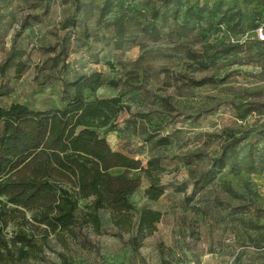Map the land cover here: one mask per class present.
Here are the masks:
<instances>
[{
    "label": "rangeland",
    "instance_id": "obj_1",
    "mask_svg": "<svg viewBox=\"0 0 264 264\" xmlns=\"http://www.w3.org/2000/svg\"><path fill=\"white\" fill-rule=\"evenodd\" d=\"M120 16L132 24L117 46ZM263 19L264 0H0L1 104L60 107L70 82L100 72L85 98L120 96L127 109L99 134L143 165L155 158L165 188L150 200L138 173L130 230L101 210L99 228L83 223L22 264H264V42L253 33ZM223 151L225 167L196 186ZM143 208L161 218L134 240Z\"/></svg>",
    "mask_w": 264,
    "mask_h": 264
},
{
    "label": "trees",
    "instance_id": "obj_2",
    "mask_svg": "<svg viewBox=\"0 0 264 264\" xmlns=\"http://www.w3.org/2000/svg\"><path fill=\"white\" fill-rule=\"evenodd\" d=\"M131 24L121 16L113 21L115 45H121ZM138 25L148 31L147 24ZM153 32L160 31L153 28ZM202 54L193 52L191 58L199 61ZM16 56L13 52L10 57ZM4 73L5 65L0 64V76ZM103 84L100 72L81 76L69 83L74 92L60 107L46 110L21 102L8 106L0 102V264L39 260L52 249L53 241L65 247L81 224L100 227L101 210L109 212L114 226L130 230L134 215L129 198L141 185L138 173L149 181L145 195L150 200L164 194L159 182L162 168L155 158L143 165L140 159L112 149L99 134V129L112 127L119 113L127 109L120 96L85 98V90L95 92ZM6 94L0 88V99ZM159 142L166 144L167 138H159ZM224 158V151L213 158L195 185L224 168ZM87 198H92L89 210L82 211L79 201ZM160 218V211L143 208L133 239L152 233Z\"/></svg>",
    "mask_w": 264,
    "mask_h": 264
},
{
    "label": "built area",
    "instance_id": "obj_3",
    "mask_svg": "<svg viewBox=\"0 0 264 264\" xmlns=\"http://www.w3.org/2000/svg\"><path fill=\"white\" fill-rule=\"evenodd\" d=\"M254 37L259 41H264V21L260 22L255 29L253 30ZM231 40L234 42V38L232 37Z\"/></svg>",
    "mask_w": 264,
    "mask_h": 264
}]
</instances>
